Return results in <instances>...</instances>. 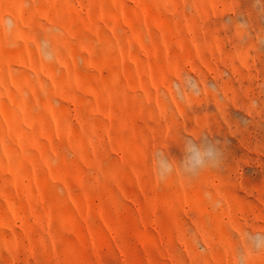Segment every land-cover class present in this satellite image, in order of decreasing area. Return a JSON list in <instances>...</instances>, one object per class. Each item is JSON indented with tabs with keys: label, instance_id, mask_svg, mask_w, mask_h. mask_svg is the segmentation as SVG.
Wrapping results in <instances>:
<instances>
[{
	"label": "rangeland",
	"instance_id": "1",
	"mask_svg": "<svg viewBox=\"0 0 264 264\" xmlns=\"http://www.w3.org/2000/svg\"><path fill=\"white\" fill-rule=\"evenodd\" d=\"M256 237L264 0H0V264H264Z\"/></svg>",
	"mask_w": 264,
	"mask_h": 264
},
{
	"label": "clouds",
	"instance_id": "2",
	"mask_svg": "<svg viewBox=\"0 0 264 264\" xmlns=\"http://www.w3.org/2000/svg\"><path fill=\"white\" fill-rule=\"evenodd\" d=\"M189 151L192 160L196 163H199L202 155H207L212 159H215L217 155L216 150L213 146L209 145L202 149L199 145L194 142L190 145ZM254 242L257 247L264 246V237H256Z\"/></svg>",
	"mask_w": 264,
	"mask_h": 264
}]
</instances>
